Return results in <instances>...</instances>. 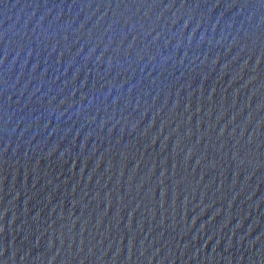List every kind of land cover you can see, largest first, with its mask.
<instances>
[{"label": "water", "instance_id": "obj_1", "mask_svg": "<svg viewBox=\"0 0 264 264\" xmlns=\"http://www.w3.org/2000/svg\"><path fill=\"white\" fill-rule=\"evenodd\" d=\"M0 264H264V0H0Z\"/></svg>", "mask_w": 264, "mask_h": 264}]
</instances>
